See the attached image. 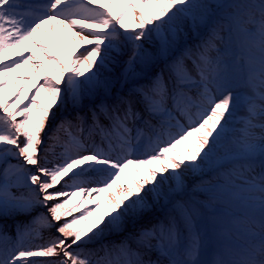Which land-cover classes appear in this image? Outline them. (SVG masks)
I'll return each mask as SVG.
<instances>
[{
  "label": "snow or ice",
  "instance_id": "obj_1",
  "mask_svg": "<svg viewBox=\"0 0 264 264\" xmlns=\"http://www.w3.org/2000/svg\"><path fill=\"white\" fill-rule=\"evenodd\" d=\"M0 264H264V0H0Z\"/></svg>",
  "mask_w": 264,
  "mask_h": 264
},
{
  "label": "bare ground",
  "instance_id": "obj_2",
  "mask_svg": "<svg viewBox=\"0 0 264 264\" xmlns=\"http://www.w3.org/2000/svg\"><path fill=\"white\" fill-rule=\"evenodd\" d=\"M52 47H53V50H56L57 51V54L58 55H61L63 53L59 49L56 48L55 43H52ZM188 179H189V181H192V178L191 177H189Z\"/></svg>",
  "mask_w": 264,
  "mask_h": 264
},
{
  "label": "rangeland",
  "instance_id": "obj_3",
  "mask_svg": "<svg viewBox=\"0 0 264 264\" xmlns=\"http://www.w3.org/2000/svg\"><path fill=\"white\" fill-rule=\"evenodd\" d=\"M55 52H56V54H57V51L56 50H54ZM38 54H41V53H39L38 52ZM42 55V54H41ZM58 55V54H57ZM63 55H64V53H62L61 55H59V56H61V57H63ZM42 95H45L46 96V94L45 93H42ZM192 181H189V183H191ZM105 196H106V194H105ZM104 197H102V199H103ZM201 198H203V197H201Z\"/></svg>",
  "mask_w": 264,
  "mask_h": 264
}]
</instances>
